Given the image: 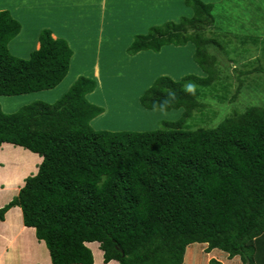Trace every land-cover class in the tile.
<instances>
[{
    "label": "trees",
    "instance_id": "16d2710c",
    "mask_svg": "<svg viewBox=\"0 0 264 264\" xmlns=\"http://www.w3.org/2000/svg\"><path fill=\"white\" fill-rule=\"evenodd\" d=\"M218 1L183 0L184 16L150 27L127 48L136 57L194 45L203 76H161L140 97L146 110L183 109L165 129L94 130L104 108L93 102L97 79L86 76L52 105L10 114L0 108V145L41 158L0 208V220L19 207L52 264H93L87 244L94 242L104 263L189 264V248L198 245L204 264H264V109L251 106L214 128H181L200 107V91L187 86L209 87L218 78L209 45L221 44L205 35ZM20 29L0 11V96L53 89L69 71L71 48L47 29L27 59L11 55Z\"/></svg>",
    "mask_w": 264,
    "mask_h": 264
},
{
    "label": "rangeland",
    "instance_id": "374dc122",
    "mask_svg": "<svg viewBox=\"0 0 264 264\" xmlns=\"http://www.w3.org/2000/svg\"><path fill=\"white\" fill-rule=\"evenodd\" d=\"M7 1L10 3L7 8L12 11L20 3L23 12L13 11L12 14L21 18V26L25 28L24 33L10 41L11 55L27 59L29 52L24 49H31L36 42L35 34L30 31L38 29L39 34L46 29L57 35L64 33L73 41L78 55L75 51V61L55 88L26 95L0 96L3 113H14L36 102L54 104L80 76H93L94 61L99 69L100 88L95 95L99 100L93 99V102H98L105 110L92 121L94 130L148 133L165 129L167 123L182 117V108L146 110L140 104V97L161 76L175 81L187 75L203 76L193 59L194 45L165 47L159 55L149 52L136 57H129L127 48L134 36L147 33L150 27L184 16L183 0H157L158 3L144 0L142 11L141 0H107L105 16L99 10L90 12L87 0ZM0 5H5V0H0ZM215 5V21L207 26L205 35L221 44L220 48L217 44L209 45V52L216 57L218 78L209 87L187 86L199 90L201 96L197 99L200 107L184 121L183 130L214 128L251 106L264 109V0H219ZM88 16H92L93 23L88 22ZM107 21L119 27L108 32ZM39 158L20 147L0 145V180L12 170H18L21 175L18 182L24 181L36 174ZM0 185H4L3 182ZM11 193L14 191L6 194ZM192 250L189 264H204L199 246H191L189 253Z\"/></svg>",
    "mask_w": 264,
    "mask_h": 264
},
{
    "label": "crops",
    "instance_id": "0c3cea01",
    "mask_svg": "<svg viewBox=\"0 0 264 264\" xmlns=\"http://www.w3.org/2000/svg\"><path fill=\"white\" fill-rule=\"evenodd\" d=\"M22 1H20V2H22ZM155 1H157V0H155ZM106 2H107V0H87L88 10L89 11L90 10L91 11L99 10L105 16L106 7H107ZM141 3H142V8H141V11H142V9L145 7L144 0H141ZM157 3H158V1H157ZM80 4H82V3H80ZM7 5H10V3L7 0H5V5H0V11H3V10L7 11L8 10L9 13L12 15V17L15 18L20 23V26H21V18L18 19L15 16V14H12L13 11L17 12V13L23 12L22 7L20 6V3H18L17 8L15 7V9L13 11L10 10V8H7ZM26 17H27V14H25L24 18H26ZM88 19H89L88 22L93 21L92 16H88ZM107 24H108V21H107ZM107 27H108L107 31L109 32L113 29H117L119 27V25L114 26L113 24H111V25L108 24ZM77 29L82 31L83 28L78 26ZM99 30H100V28H99ZM24 32H25V28H22V26H21L20 32L16 37L18 38L20 36V34H22ZM30 32L35 34V41L36 42H35L34 46L32 45L31 49H29L27 51H26V48L24 49L25 52H27V53L29 52L28 57H29L31 52H33L34 50H37L39 48L38 35H39L40 30L38 29L37 31H30ZM51 33H52L53 38H58V39H62L64 41H66L67 44L69 45V47L71 48V50H72V57H71V61H70V66H71V62L75 61V58H76L75 51L78 55L77 50L74 51L75 48L71 43L73 41L69 40V37H67V35H65L64 33H61V35H57L55 33V31H51ZM23 38L26 39L27 36H24ZM24 42H25V40H24ZM130 43H131V41H130ZM11 47H12L11 44H8V50L11 49ZM17 47H18V50H19V48L21 49L20 43H18ZM20 59H26V58L20 57ZM70 66H69V68H70ZM92 66H93V76H91V77L98 79V75H99L98 65H97V63L94 64V61H93ZM98 87L100 88V84H98L97 90L94 93H96L98 91V89H99ZM94 103H96L100 106V104L98 102H94ZM97 117H99V116H97ZM91 125H92V122H91ZM40 162H41V158H39V160H38V163H40ZM19 176H21V175H20L18 170H12L11 172L6 174L4 179L0 180V183L3 182V184H4L2 186L0 185V194H1V196H0V208L3 207L8 202H10V200L18 194L19 189L24 185L23 180L22 181L20 180L18 182ZM21 179H23V177ZM16 182H18V184H16V186H15ZM11 190H12V192L14 191V193L7 195L6 193L10 192ZM87 247H89V249L93 253V257H94L93 264H118L114 260H111L108 263L103 262V252L99 248V243H97V242L88 243ZM0 264H52L50 256H49V252H48L44 242L38 241V239L36 238V235H35V230L33 228L24 226L23 219H22V212H21V209L19 207H13V208L9 209L5 213L4 219L0 220Z\"/></svg>",
    "mask_w": 264,
    "mask_h": 264
},
{
    "label": "bare ground",
    "instance_id": "6f19581e",
    "mask_svg": "<svg viewBox=\"0 0 264 264\" xmlns=\"http://www.w3.org/2000/svg\"><path fill=\"white\" fill-rule=\"evenodd\" d=\"M77 72V71H76Z\"/></svg>",
    "mask_w": 264,
    "mask_h": 264
}]
</instances>
